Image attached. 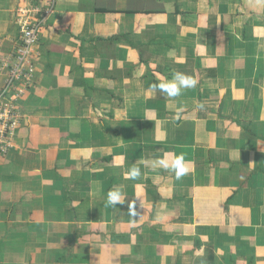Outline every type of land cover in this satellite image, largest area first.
I'll use <instances>...</instances> for the list:
<instances>
[{
    "label": "crops",
    "instance_id": "crops-1",
    "mask_svg": "<svg viewBox=\"0 0 264 264\" xmlns=\"http://www.w3.org/2000/svg\"><path fill=\"white\" fill-rule=\"evenodd\" d=\"M27 1L0 0V91ZM32 50L0 264H264V0H55ZM176 72L196 87L152 88Z\"/></svg>",
    "mask_w": 264,
    "mask_h": 264
},
{
    "label": "built area",
    "instance_id": "built-area-1",
    "mask_svg": "<svg viewBox=\"0 0 264 264\" xmlns=\"http://www.w3.org/2000/svg\"><path fill=\"white\" fill-rule=\"evenodd\" d=\"M48 7L42 9L39 5H30L28 7H22L18 10V28H19V47L16 50V62L18 64H14L13 68L11 69V79L7 82L5 86V91H0V152L5 153L8 147L12 146V143L8 140L10 139V134L12 131L17 127L18 122L15 120L11 121L8 120L7 117L11 115L12 99L10 97L16 90V86L12 83V78L16 77V79L21 78L22 76L28 75V69L31 68L32 63L29 61L31 53H32V46L37 42L39 38V30L41 24L44 22L45 15L52 9V3L54 0H48ZM28 62V67L23 68L22 66ZM19 70L18 76L16 73ZM32 71V69H29ZM33 73V71L31 72ZM30 73V74H31ZM11 86V87H10ZM13 87V92L9 91L10 88ZM8 100V103H2L3 100ZM4 125L7 126V130L4 133ZM6 138V140L4 139Z\"/></svg>",
    "mask_w": 264,
    "mask_h": 264
},
{
    "label": "clouds",
    "instance_id": "clouds-1",
    "mask_svg": "<svg viewBox=\"0 0 264 264\" xmlns=\"http://www.w3.org/2000/svg\"><path fill=\"white\" fill-rule=\"evenodd\" d=\"M198 81L190 75L185 73L176 72L173 73L171 79L165 78L162 82L158 84H153L152 88L159 90L161 93L165 94L168 98L174 99L182 94V89L195 88ZM158 165L164 169H170L177 180L181 179L188 174L189 168L185 162L183 154L177 155L171 161L167 159H159ZM155 167V165H154ZM141 176V170L139 167H133L130 169L127 178L136 180ZM125 198L123 197L119 189L110 190L107 193L106 206H116L117 204H122ZM130 214L135 216V211L131 205L129 208Z\"/></svg>",
    "mask_w": 264,
    "mask_h": 264
},
{
    "label": "rangeland",
    "instance_id": "rangeland-1",
    "mask_svg": "<svg viewBox=\"0 0 264 264\" xmlns=\"http://www.w3.org/2000/svg\"><path fill=\"white\" fill-rule=\"evenodd\" d=\"M22 6H30V4H28V1L27 2H24L23 4H21V5H19L18 6V8L16 9V10H19V9H21L22 8ZM40 7V6H39ZM41 8V7H40ZM17 17H18V13H17ZM19 47V45H17V48ZM17 48H16V50H17ZM15 50V51H16ZM13 56V58H15V55L14 54H11L10 56H9V58H11ZM12 59V58H11ZM15 60H16V58H15ZM29 61H30V59H29ZM15 63L16 64H18L16 61H15ZM23 68H27L28 67V62H26L25 63V65H23L22 66ZM29 69H32V71H34V66L32 65L31 66V68H29ZM28 69V75L32 72V71H30ZM18 74H19V70H18V72L16 73V76H18ZM11 71L10 72H8L7 74H6V80H4V86L1 88V89H3L4 91H5V86L7 85V84H9V83H7L10 79H11ZM22 78V77H21ZM18 79H16V77H13L12 78V83L17 87L16 88V90H15V92L13 93V95L10 97V99H12V101H13V103H12V105H13V107H12V109H11V115L9 116V117H7L8 118V120H11V121H13V120H15V122H18V125L20 124V120L22 119V117H23V114H22V112H20V110H19V107L18 106H16V104H14V102H16V100H18L19 98H21V95H22V93H23V91H25L23 88H21V87H19V86H17L16 85V81H17ZM11 87V86H10ZM9 91L11 92L10 94H12V92H13V87L12 88H10L9 89ZM10 99H8V100H3V101H1L2 103H8V101L10 100ZM17 125V126H18ZM5 130H7V126L6 125H4V133H5ZM15 130V129H14ZM13 130V131H14ZM13 131H12V133H13ZM12 133L10 134V136L12 135ZM5 140H6V138H4ZM10 142H11V140L10 139H8ZM12 143V142H11Z\"/></svg>",
    "mask_w": 264,
    "mask_h": 264
},
{
    "label": "trees",
    "instance_id": "trees-1",
    "mask_svg": "<svg viewBox=\"0 0 264 264\" xmlns=\"http://www.w3.org/2000/svg\"><path fill=\"white\" fill-rule=\"evenodd\" d=\"M48 0H34V3L35 4H37V5H39L40 7H42V8H46V7H48V2H47ZM55 1V0H54ZM34 4V5H35ZM52 5V8H54L55 7V2L54 3H52L51 4Z\"/></svg>",
    "mask_w": 264,
    "mask_h": 264
}]
</instances>
